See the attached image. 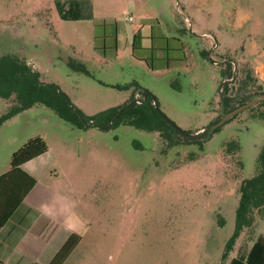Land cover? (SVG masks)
I'll use <instances>...</instances> for the list:
<instances>
[{"label": "rangeland", "instance_id": "1", "mask_svg": "<svg viewBox=\"0 0 264 264\" xmlns=\"http://www.w3.org/2000/svg\"><path fill=\"white\" fill-rule=\"evenodd\" d=\"M199 1L0 0V55L24 58L41 82L63 92L67 117L78 110L95 115L146 93L147 105L156 103L181 130L194 132L218 117L227 61L236 64L227 82L232 103L264 88L256 74L264 77V68L256 69L261 59L253 53L264 47V0ZM244 12L251 20L241 27ZM103 22L115 25V39L95 41V24ZM137 31L145 48L154 32L180 38L184 59L163 68L154 59L150 68L132 55ZM75 57L87 61L88 73L67 65L73 58L80 66ZM11 100L0 98V117ZM169 132L171 140L123 121L77 128L35 104L0 122V174L12 153L39 135L48 146L41 178L74 201L85 223L82 250L98 264H228L264 234L258 190L230 242L242 186L257 174L264 149V104L240 111L207 137Z\"/></svg>", "mask_w": 264, "mask_h": 264}, {"label": "trees", "instance_id": "2", "mask_svg": "<svg viewBox=\"0 0 264 264\" xmlns=\"http://www.w3.org/2000/svg\"><path fill=\"white\" fill-rule=\"evenodd\" d=\"M116 33L117 30L113 23L95 24V41L108 37H114L115 39ZM131 50L134 57L147 61L151 66L150 68L153 69L156 67L154 59H160L162 61L161 68H163L171 60H180L185 57L184 46L180 38L158 32L152 34V46L146 48L141 45L139 31L133 33ZM75 58L79 61L80 66H74L72 63L73 58L67 59V65L74 70L88 73L84 64L87 61L78 57ZM149 59H151V62ZM39 78L40 73L33 69L24 58L15 54L0 55V98L12 99L10 109L0 117V122L35 104H42L54 110L60 117L66 118L77 128L96 126L107 129L110 125H114L116 121H123L143 130L159 131L167 140L170 139L169 130L176 131L168 123V120L159 114L155 106L145 103L151 100L150 97L145 99L144 103H125L122 106L111 107L91 116H85L78 110L75 111L74 116L67 117L64 114V110H69L66 95L58 90L55 85L45 84ZM228 90V84L225 82L223 85L224 108L232 107L230 96L227 95ZM259 104H264V101ZM120 107H124V109L118 112ZM126 110L129 111V114L123 117ZM78 113H80V117H78ZM90 121H93V124H90ZM216 121H213V123ZM220 127L221 125L210 134L219 130ZM46 150V141L37 135L28 139L12 153L9 170L0 174V226L8 220L16 206L22 203L25 195L36 182L34 177L22 170L21 165ZM258 161L257 174L247 179L245 185L242 186V196L236 211L235 230L230 242L238 235L245 221L244 217L249 207L251 194L256 193L258 190L264 192V149L261 151ZM76 243L77 237L70 236L57 252L51 264H61ZM228 264H264V234L254 240L246 256L233 257Z\"/></svg>", "mask_w": 264, "mask_h": 264}, {"label": "crops", "instance_id": "3", "mask_svg": "<svg viewBox=\"0 0 264 264\" xmlns=\"http://www.w3.org/2000/svg\"><path fill=\"white\" fill-rule=\"evenodd\" d=\"M192 3L199 5L201 2L192 0ZM250 20L251 14L244 12L238 25L243 27L244 22ZM253 53L261 59L256 69L264 68V47H256ZM256 74L264 81L261 71L257 70ZM47 152L48 146L45 152L21 165L22 170L34 177L36 182L22 203L16 206L8 220L0 226V264H51L57 252L72 235L77 237V243L61 264H98V257H90L82 250V230L85 223L76 212L74 201L56 190L48 180L41 178L45 164V159L42 158ZM49 176L55 178L57 175ZM250 247L241 257L247 255Z\"/></svg>", "mask_w": 264, "mask_h": 264}, {"label": "water", "instance_id": "4", "mask_svg": "<svg viewBox=\"0 0 264 264\" xmlns=\"http://www.w3.org/2000/svg\"><path fill=\"white\" fill-rule=\"evenodd\" d=\"M234 76V73H233ZM227 80L223 79L222 83L219 87V92L221 95V99H220V112L223 114L222 108H223V93H222V89H223V85ZM264 101V92L262 91H258V93H254L253 95H251L248 99V101H246V103H244L243 105H240L238 107H236L235 109L231 110L230 112L223 114L222 118L219 119L218 121L203 127L201 129H199L198 131H194V132H186L181 130L178 126L175 125V123H173L172 121H170L169 119H167L160 111L159 114L162 115L165 119L168 120V123L171 125V127H173L175 130L178 131V133L182 136H184L187 139H197V138H202V137H207L215 128L219 127L220 125H222L227 119H229L231 116H233L234 114H236L237 112L243 110L244 108H247L257 102H262ZM133 102V101H132ZM131 103V102H130ZM129 103V104H130ZM155 103V101H154ZM155 105H157L155 103ZM154 105V106H155ZM156 107V106H155ZM124 107H122L123 109ZM90 124H93V121L89 122Z\"/></svg>", "mask_w": 264, "mask_h": 264}, {"label": "flooded vegetation", "instance_id": "5", "mask_svg": "<svg viewBox=\"0 0 264 264\" xmlns=\"http://www.w3.org/2000/svg\"><path fill=\"white\" fill-rule=\"evenodd\" d=\"M228 62V64H229V66H230V73H228V75H226V76H224L223 77V79H225V80H227L226 81V83L227 82H231V81H229V80H232L233 78V70H234V68H235V66H236V64L234 65L233 64V62H231V61H227ZM234 65V66H233ZM234 80V79H233ZM264 90V88H261L260 87V89H259V91H263ZM140 94V93H139ZM137 95L136 94V96H135V101H133V102H137V103H141L142 101H144L145 99H147L149 96L145 93V95L143 96L142 94L141 95ZM141 96V98H140V100L138 99L139 97ZM144 98V99H143ZM246 101H248V100H245V101H243V102H236V101H234V103H232L231 102V105H232V107H230V106H228V107H226V108H222V111H223V114H226V113H228V112H230L231 110H233V109H235L236 107H238V106H240V105H243L244 103H246ZM263 102V101H262ZM259 103H261V102H257V103H255V104H253V105H251V106H249V107H247V108H251V107H253V106H255V105H257V104H259ZM244 109H246V108H244ZM243 109V110H244ZM242 111V110H241ZM240 112V111H239ZM239 112H237V113H239ZM236 113V114H237ZM218 114V117H217V119H215V120H219V119H221L222 118V116H223V114L221 113L220 114V112L219 113H217ZM236 114H234L233 116H231L229 119H227L225 122H227V121H229L231 118H233ZM224 122V123H225ZM174 129V128H173ZM175 130V129H174ZM171 132H173L174 134H179L178 133V131L176 130V131H172V130H170Z\"/></svg>", "mask_w": 264, "mask_h": 264}, {"label": "built area", "instance_id": "6", "mask_svg": "<svg viewBox=\"0 0 264 264\" xmlns=\"http://www.w3.org/2000/svg\"><path fill=\"white\" fill-rule=\"evenodd\" d=\"M128 20H131V17H128Z\"/></svg>", "mask_w": 264, "mask_h": 264}]
</instances>
